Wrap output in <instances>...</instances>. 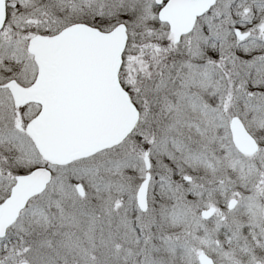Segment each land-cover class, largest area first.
I'll use <instances>...</instances> for the list:
<instances>
[{
  "label": "snow or ice",
  "instance_id": "obj_1",
  "mask_svg": "<svg viewBox=\"0 0 264 264\" xmlns=\"http://www.w3.org/2000/svg\"><path fill=\"white\" fill-rule=\"evenodd\" d=\"M0 264H264V0H0Z\"/></svg>",
  "mask_w": 264,
  "mask_h": 264
}]
</instances>
